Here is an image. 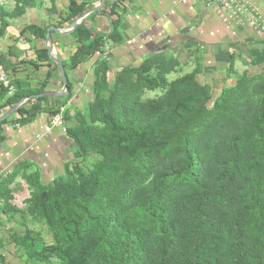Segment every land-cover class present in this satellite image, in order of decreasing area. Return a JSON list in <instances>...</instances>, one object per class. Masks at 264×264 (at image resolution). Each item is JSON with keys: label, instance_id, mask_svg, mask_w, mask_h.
<instances>
[{"label": "trees", "instance_id": "16d2710c", "mask_svg": "<svg viewBox=\"0 0 264 264\" xmlns=\"http://www.w3.org/2000/svg\"><path fill=\"white\" fill-rule=\"evenodd\" d=\"M15 1L17 6L10 13L0 7V38L10 26L6 18L22 17L36 6L34 0ZM131 4V0H106L101 8L89 9L86 2H70L62 23L73 25L91 13L71 33L76 47L62 61L69 94L53 107L47 105L48 97L29 99L43 94L46 84L39 82L31 91L14 86L16 92L5 108L29 99L27 108L16 111L20 126L30 124L39 114L52 118L59 114L73 96L67 73L103 53L106 41L114 47L125 43L122 16L133 12ZM97 17L107 22L108 33L95 27ZM48 29L27 25L20 37L30 33L34 39L46 41ZM16 52L10 47L8 55L16 56ZM7 57L0 54V65L10 77ZM248 57L252 67L264 66V39L248 47ZM36 61L53 65L47 48L36 52ZM31 65L35 70L41 68L37 63ZM176 65L175 58L152 56L138 69L122 70L113 86L107 82V59L94 65V101L78 112V127L68 131L76 145L74 159L85 162L87 169L76 168L73 173L66 165L64 175L49 184L42 182L39 172L24 176L34 189L31 211L42 217L54 242L45 247L29 232L25 234V247L37 261L264 264V85L256 112L240 123L241 132L230 136L220 149L198 148V129L227 111L228 105L222 98L212 111L207 109L208 93L193 96L188 88L190 77L178 81L174 97L183 99L171 107L140 105L139 97L120 100L123 78L144 74L150 66L158 69L154 82L164 83V76ZM51 78L53 74L48 72L46 79ZM140 85L149 89L152 82L145 78ZM1 88L2 96L7 95ZM102 90L113 104L107 114L100 104ZM8 121L0 122V131ZM91 157H95L94 163H89ZM29 167L20 164L0 180L3 209L12 200L8 186L15 182L18 171ZM0 264H5L1 256Z\"/></svg>", "mask_w": 264, "mask_h": 264}, {"label": "rangeland", "instance_id": "374dc122", "mask_svg": "<svg viewBox=\"0 0 264 264\" xmlns=\"http://www.w3.org/2000/svg\"><path fill=\"white\" fill-rule=\"evenodd\" d=\"M34 1L36 3L35 8L28 9L22 17L13 20L6 18L10 26L3 32L0 38V54L5 55V57L8 56L6 67L14 86H20L25 91H31L41 82L47 85L44 93H52L48 91V88H51L59 91L53 93H58L62 96L65 93V87L60 70L56 69V66L58 67L57 62L62 63V61H65L76 47L71 34L68 32L73 29L78 20L73 25L71 23H62V19L66 17L69 4L72 0ZM77 1L79 3L82 1L88 3L89 9L102 7V3L99 1ZM197 1L203 6L205 5V13L210 11L209 18L206 17V24L217 21L221 25V28L213 32L212 37H209L212 34L211 30L210 32L206 30L208 35L204 32L205 28L198 30L202 16H197L192 22L190 21L191 25L188 26V29H197L195 32L192 31V34L188 33L184 37L182 29L175 36H164L168 38L164 39L165 41L155 50L152 43L154 41L153 36L157 32L156 28L161 26L166 18V16H161L163 21L152 22L153 25H150L140 36L132 37L127 35L124 38L127 44L123 49L116 51V47L106 41L103 53L97 54L83 69L79 67L77 70L72 71L71 73L80 72L77 75L78 79H73L75 82L72 83L73 94L76 96L80 93V95L85 96L87 106L94 101V95L92 94V84L94 82L92 67L101 58H106L108 62L109 70L106 77L109 86L115 84L122 70L128 67L138 69L147 58L152 56H161L166 60L175 58L177 65L170 73L164 76V83L156 84L154 82L157 80L158 69L156 67L150 68V66L146 67L144 74L123 78L119 91L120 100L130 101L139 97L140 105L161 107L162 104H165L171 107L177 100L181 101L183 99V96L179 98L174 97L178 81L190 77L191 80L188 88L192 90L193 96L200 95L201 92L208 93V100L205 103L207 109L212 111L222 98L228 105L227 111L219 114L214 120L207 121L204 126L198 129L199 134H196L195 140L198 148L199 145H205L208 149L211 148V150L222 148L230 136L241 132L242 125L240 123L246 119L245 117L247 115L249 117L252 113L256 112L255 109L261 100V86L264 85V66L260 68L252 67L249 62L248 48L238 41L263 40L264 34H259L247 19L231 16L218 4H208L204 0ZM250 1L254 6L255 12L264 16V0ZM16 6L15 0H0V7H3L7 13L12 12ZM94 22L95 27L99 31L108 32L109 27L104 19ZM27 25L51 28L50 42L47 44L46 41L36 40L30 33H25L24 38L20 37L21 31ZM87 25L89 26L90 23ZM1 26L2 23L0 21V28ZM206 26L204 24L202 27ZM54 29L59 30L62 34L55 32ZM10 47L17 49L16 56L8 55ZM48 47L52 51V58L50 59L53 65H39L36 61V52ZM162 47L165 48V51H157ZM32 63H37L41 68L35 70L31 65ZM48 72H52L53 74V78L49 81L46 79ZM83 73H86L87 76L90 74L85 82L80 78ZM145 78H149L152 82V87L149 89L141 88L140 82ZM62 87L64 88L63 91H61ZM1 92L2 88L0 85V117L12 109L5 108L9 97L7 95L2 96ZM101 95L103 100L100 104L102 105L103 112L107 114L113 104L109 100L107 91L102 90ZM27 101L19 108H27L29 104ZM62 109L63 126L66 132L56 131L65 134L73 141L68 131L78 127L77 115L79 111L69 109L68 107ZM15 116L16 119L13 120ZM51 118V116H48L47 125L50 124ZM8 120L9 124L14 125L16 128L20 127V116L16 112ZM97 126L101 128V125ZM50 134H46L44 131L39 136V139L41 140ZM89 160V163H94L96 159L95 157H91ZM28 164L30 167L27 170L24 168L18 171L15 182L8 186V190L11 191L12 200L5 206V209H3V201L0 200V256L4 258L5 264H45L37 261L28 253L25 247L26 243L23 242V237L27 232L31 234L32 238L37 239L40 245L45 247L54 245L52 234L42 217L31 211L34 189L27 183L24 176H30L38 171L31 163ZM66 165L69 166L73 173L76 168H80L82 171L87 169L85 162L79 159L68 160L65 163ZM15 171L16 169L4 177L9 176ZM41 180L44 184L52 182V180L43 178L42 176ZM52 264L58 263L57 261H52Z\"/></svg>", "mask_w": 264, "mask_h": 264}, {"label": "crops", "instance_id": "0c3cea01", "mask_svg": "<svg viewBox=\"0 0 264 264\" xmlns=\"http://www.w3.org/2000/svg\"><path fill=\"white\" fill-rule=\"evenodd\" d=\"M131 2L132 4L130 6L133 12L122 16L123 24L121 32L124 34H122L124 38L127 35L132 37L140 36L150 25H153L154 22L163 21L161 18L166 16L162 25L156 28L157 32L153 36L154 41L151 40L154 45L153 49L155 50L165 41L164 39L168 38L164 36H175L182 29L184 37L188 33L192 34V31L195 32L197 29H188V26L191 25L190 21L192 22L197 16H202L198 30L205 28L204 32L207 35L206 30H209V32L211 30L212 34L209 37H212L213 32L221 28V25L217 21L206 24V17L209 18L210 11L205 13V5L203 6L197 0H131ZM99 19L103 18L97 17L95 21ZM204 24L207 26L202 27ZM195 35L197 34L195 33ZM261 40L252 39L251 41L238 42L248 48ZM126 42L116 47L115 50L119 51L123 49L127 44ZM162 50L165 51V48L162 47L157 51L160 52ZM86 64L80 67L83 69ZM69 72L67 75L70 82L75 83L73 79H76L80 72ZM88 76L86 73H83L80 78L85 82ZM63 90L64 88L62 87L61 91ZM48 91L52 93L59 92L51 88H48ZM62 97L64 96L58 95L56 97H50L47 105L56 107L60 101L59 99ZM86 100V97L82 96V94L80 95V93L76 96L73 94L72 100L66 108L68 107L69 109L81 112L87 107ZM71 113L73 114V112ZM47 118V114H39L26 126L16 128L9 123L2 126L0 131V180L9 172L17 169L20 164L27 163H31L43 178H48L53 181L62 177L65 163L68 160H73L75 157L74 151L76 146L74 141L58 131L40 140L39 136L44 132V127L47 125ZM15 119L16 116L13 120Z\"/></svg>", "mask_w": 264, "mask_h": 264}, {"label": "built area", "instance_id": "2783aa9c", "mask_svg": "<svg viewBox=\"0 0 264 264\" xmlns=\"http://www.w3.org/2000/svg\"><path fill=\"white\" fill-rule=\"evenodd\" d=\"M208 4H218L223 9L227 11L231 16H236V18H245L259 34H264V16L259 15L255 12L254 6L250 0H204ZM0 83L5 90H7V96L9 98L13 97L16 89L12 84L10 77L0 65ZM63 109L61 112L54 116L50 120V124L45 126V133L50 134L53 131L66 132L65 127L63 126Z\"/></svg>", "mask_w": 264, "mask_h": 264}, {"label": "water", "instance_id": "95a60500", "mask_svg": "<svg viewBox=\"0 0 264 264\" xmlns=\"http://www.w3.org/2000/svg\"><path fill=\"white\" fill-rule=\"evenodd\" d=\"M106 2V0H103L102 1V6L104 5V3ZM91 13V11H88L87 13H85L79 20L78 22L75 23L73 29L71 31H69L68 33L71 34L79 25L80 23L82 22V20H84L89 14ZM55 32L57 33H60L62 34V32H60L59 30L57 29H54ZM50 32H51V28L48 29V36H47V39H46V43L48 44L50 41ZM48 55L50 58H52V51H51V48L48 47ZM57 65L59 67V70H60V73H61V77H62V82H63V85L65 87V93L62 94V96H67L69 94L68 92V89H67V83H68V80H67V76H66V72H65V69L62 65L61 62H57ZM59 94H56V93H43L41 95H38V96H32L30 97L29 99H36V98H44V97H56L58 96ZM29 99H23L19 104H17L16 106H14L8 113H6L4 116L0 117V122L8 119L13 113H15L17 111V109L27 100Z\"/></svg>", "mask_w": 264, "mask_h": 264}]
</instances>
